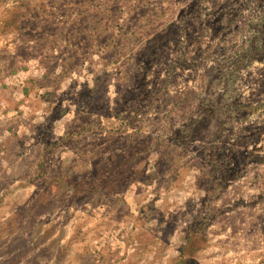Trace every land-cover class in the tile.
I'll return each instance as SVG.
<instances>
[{
  "label": "rangeland",
  "instance_id": "374dc122",
  "mask_svg": "<svg viewBox=\"0 0 264 264\" xmlns=\"http://www.w3.org/2000/svg\"><path fill=\"white\" fill-rule=\"evenodd\" d=\"M72 208L87 240L160 210L180 264H264V0H0V264L89 263L48 251Z\"/></svg>",
  "mask_w": 264,
  "mask_h": 264
},
{
  "label": "crops",
  "instance_id": "0c3cea01",
  "mask_svg": "<svg viewBox=\"0 0 264 264\" xmlns=\"http://www.w3.org/2000/svg\"><path fill=\"white\" fill-rule=\"evenodd\" d=\"M18 87L20 91H22V82L19 83ZM46 87H48V85H46ZM47 103L51 104L49 101H47ZM33 114L35 115V117H33L34 119H32V117H28L26 119L27 121L31 122L29 124H31L32 127V135L35 136L33 132L39 135L40 131H43L45 129L46 131L51 132V137L49 138V140L53 137L52 127H54L55 122H58V124L62 126L60 133L65 134L68 121L71 118L69 113H65L62 111L59 116L53 115L51 117L44 114H42L41 117H38L39 113ZM22 116L20 114L17 116L16 113L12 116L14 117V123L16 125L20 120L24 119L22 118ZM34 120L37 122V125H32ZM15 126L11 129H15ZM17 127L18 130H21L20 126ZM9 131L10 130H8V132ZM41 142H43L42 139L35 145L44 147V144ZM95 166H97V164H95ZM97 189L103 188L99 186ZM106 190L107 189L105 188L104 191L106 192ZM50 210H44L43 212H41V216H52L53 214L59 215V210ZM69 210L70 211L68 213L71 214L72 217L66 224H60L64 230L69 228V231H67L64 236L62 235V237L55 239L56 241H53L48 248V251L50 250V252H53L55 250L63 252V258H65L66 260H71V258L67 257V255L69 253L71 255H74L76 252L74 248H83L82 252L78 251V255L74 256L79 259L81 257H84V254L86 255L85 248L89 247L90 254L89 252L88 254L90 257V262L87 264H180L182 263V261H185L184 257L181 254H166L168 250L176 249V247L173 248V246L171 245V239L173 241V238L177 237L178 232L174 231V229H171L170 226L167 225L165 217L160 210L157 211L158 213L156 215H153L155 213L153 211L152 215H149L148 218H145L143 221H141L142 224H130V226H127L126 229L124 227V229L128 232L132 231V235L129 236V238L126 237L125 239H119L117 238V235H115V238H112L110 241H107L105 243H102L100 241L101 239L98 240L97 238H94L93 240H87V237L89 235H93V232L96 235L102 232L103 229L99 224V219L88 213H80L75 208ZM87 214L91 215V217H89V219H92L90 222H85L86 219H88L86 217ZM153 216H156V218ZM52 225L54 226V223L51 222V226ZM77 227V231L81 233L82 237L76 241L74 239L75 235H72L70 237V232H73ZM136 232L138 234H135ZM69 248H71L70 252ZM103 248L106 249L104 250V252L102 250ZM81 261H77L76 259H74L73 261H71V264H86L81 263ZM48 264H55L54 257L53 260H48Z\"/></svg>",
  "mask_w": 264,
  "mask_h": 264
}]
</instances>
